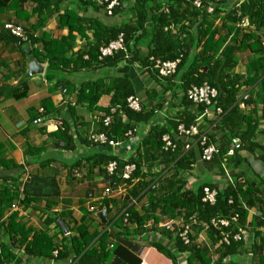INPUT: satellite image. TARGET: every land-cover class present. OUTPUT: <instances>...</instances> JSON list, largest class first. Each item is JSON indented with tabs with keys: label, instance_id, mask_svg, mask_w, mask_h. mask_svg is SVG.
<instances>
[{
	"label": "trees",
	"instance_id": "obj_1",
	"mask_svg": "<svg viewBox=\"0 0 264 264\" xmlns=\"http://www.w3.org/2000/svg\"><path fill=\"white\" fill-rule=\"evenodd\" d=\"M38 7V14H59V5L65 0H33ZM125 0H119L112 14H105L106 4L104 0H73L75 6H84L92 13L101 11L104 14L103 22L83 16L64 9L58 15L60 27H66L71 32L70 36L62 40L47 38L34 39L27 36L29 43L40 41L45 53L41 60L48 63L45 72V80L52 81L58 78L63 70L73 68V72L86 70L88 72H100V77L81 82L76 88L64 84L68 94L75 95L76 106H85L91 113L100 112L103 116L96 115L97 128L89 134H104L108 139L120 140L123 135L139 126L148 124L155 116V107L162 108V97L158 91L170 90L181 94V103L186 108L183 115H176L173 120L164 125H151L145 134L141 132L135 151L126 163L135 167L131 175V181H121L123 164L113 157L109 148L100 146L89 140V134L82 139L92 148H98L91 166H96L102 176V182L108 181L111 188L122 187L124 191L116 201L115 197L104 199L100 209L106 208V215H110V205L119 203L114 210L112 218L107 217V224L101 225L87 216L80 219L76 227L77 236H63V243L57 257L54 259L52 252L56 242L49 236L48 228L55 224L62 214L51 213L55 206V199L59 196V186L54 178L44 176H32L21 180L19 184H11L0 191V264H49L50 261L63 264H111L115 259L121 264H139L134 257L117 240L135 238L147 230V223H152L151 229L173 241L177 253H188L187 263L197 261L198 264H211L207 247L196 242L203 225L209 223L214 217L229 218L234 213L238 216L237 222H231L230 228L224 229L231 234L243 228L246 214L240 203V191L232 187L216 192L215 202L209 204L203 202V189L205 185L198 186L191 191L184 189L185 183L181 175L187 172L195 160V151L183 149L182 140L171 133L175 131L178 123L189 126L194 122L196 115H191L190 109L196 107L197 113L204 110L221 108L223 125L235 113V97L241 88L256 89L259 103L262 106V119L264 120V0H244L237 8L227 10L226 4L215 5L211 13L206 8L211 0H199L201 6L195 8L187 0H133L128 10L124 5ZM194 1V0H189ZM167 10V13L164 12ZM128 12V13H127ZM125 14L130 18L124 19ZM122 17L120 23L112 24L115 17ZM45 19V18H44ZM219 20L220 24L215 25ZM43 20V19H42ZM182 20H188L187 26H182L178 33H173L170 27ZM196 26L195 36L190 29ZM93 32V43H86L82 50L73 53L66 58L65 54L73 49L76 35L86 38V31ZM76 35H72V32ZM10 35V34H9ZM27 35V34H26ZM122 35L125 41V51H118L113 55L98 59L99 49L107 46ZM12 37V36H11ZM14 38V37H12ZM16 39V38H14ZM18 40V39H17ZM20 41V40H18ZM139 45H144L146 51H141ZM249 51L250 56L245 64L244 76L234 73L237 66V53ZM86 57V58H85ZM152 61H175L179 59L175 73L167 78H160L157 70L153 68ZM135 66L142 77L148 75L153 83V92H144V98L140 97V111H133L128 107L127 99L136 95V84L124 74H107L120 64ZM207 84L217 91V99L212 106L194 105L186 97V91L190 86ZM110 96L108 106L102 107L98 103L103 96ZM71 106V105H69ZM46 110V109H45ZM103 117H109V125L103 124ZM59 128L51 133L50 138H57L63 142L67 150H73L72 136L69 134V125L65 121L58 124ZM255 130V127H253ZM170 134L176 145V150L163 151L161 138ZM242 138V137H241ZM200 153L199 145H195ZM240 146V145H239ZM216 148L209 160L202 159L206 164L222 162L219 150ZM218 155L219 159L214 158ZM92 159V158H91ZM116 161L118 166L113 175L107 174L105 168L111 161ZM215 160V161H214ZM160 168V170H159ZM156 170V171H155ZM138 180L133 186V181ZM153 187V188H152ZM209 189V188H208ZM46 200V211L43 220V229L34 230L25 223L17 220V213L13 212L7 219L4 213L15 202L23 208H30L32 203ZM144 199V200H143ZM136 200V204H131ZM232 203L229 204L228 201ZM140 209H136L137 207ZM59 215V216H58ZM94 217V216H93ZM182 219V224L195 221L189 234L190 245H185L174 231L158 228L159 222L175 221ZM259 221L254 226H264V218L259 216ZM96 223L93 230L92 224ZM120 229L114 232L111 225ZM180 228V226H179ZM182 228V227H181ZM177 227L175 226V230ZM211 244L220 245L218 263L226 256L235 255L243 243L231 240L229 245L220 244V232L212 227L205 231ZM114 242L109 244V239ZM97 244L95 245V243ZM151 247L166 256L172 264L177 263V254H171L168 249L157 243ZM254 246V244H253ZM22 248L28 259H24L14 251Z\"/></svg>",
	"mask_w": 264,
	"mask_h": 264
},
{
	"label": "crops",
	"instance_id": "obj_2",
	"mask_svg": "<svg viewBox=\"0 0 264 264\" xmlns=\"http://www.w3.org/2000/svg\"><path fill=\"white\" fill-rule=\"evenodd\" d=\"M243 1L228 0L226 8L235 9ZM132 3L133 0H125V8L128 10ZM64 9H72L71 11L78 16L85 15L87 18L92 17L101 22L105 20L101 11L92 13L84 6H75L73 0L62 1L59 5V14L63 13ZM59 14L53 13L48 17L46 13L38 14V7L33 0H0V191L32 176L54 178L59 186V196L55 199V206L50 212L62 214L58 221L64 227L61 228L57 221V226L55 224L49 226L48 234L54 241L63 243L62 234L63 236L68 234V237L77 236L76 227L83 216H87L89 221L96 222L95 213L105 208L100 209V206L107 197H103L102 176L96 166H91V161L99 149L92 148L82 141L90 132L96 130L95 118L100 112L91 113L85 106L74 105L76 94L62 93V88L66 89L64 86L66 83L68 86L73 84L78 88L81 82L96 79L101 73L86 70L73 72L71 67L63 70L58 78L48 82L44 77L48 63L46 60H41V55L45 53L42 43L40 41H34V44L29 41L23 43L12 38L3 29L5 24L14 23L24 29L26 36H32L36 40L44 37L60 41L69 37L71 32L66 27H60ZM123 18H130V14H125ZM110 20V23L116 24L123 19L120 16ZM219 24L217 19L215 25ZM187 25L188 20H182L172 25L170 29L173 33H178L182 26ZM195 27L189 31L194 36ZM85 34L86 38H82L77 36L76 32H72V35H76V39L73 49L65 54L66 58L82 50L86 43H93V32L87 30ZM138 48L146 51L144 45H139ZM236 56L238 63L234 73L244 76L245 64L250 53L243 51ZM31 60L42 66V75L35 69H33L34 73L30 72ZM107 74H124L130 77L136 84V95L139 97H144V92L145 97L146 92L154 93L153 83L148 75L145 74L143 78L135 66L122 63ZM158 95L162 97L163 106L155 107V116L141 129L143 134L150 130L151 125L159 124L166 127L169 120H173L176 115H183L186 110L181 103L180 93L175 92L171 95L170 90L166 92L161 90L158 91ZM244 96H248V99L243 100ZM109 100L110 96L105 95L98 105L106 107ZM235 105L236 112L232 113L224 125L222 117H219L213 108L207 110L205 115L197 113L195 106L190 109L191 115H196L192 124L197 123L199 132L206 134L209 142L217 147L220 155L218 153L214 158L219 159V155L222 157V162L217 166L215 165L217 161L211 165L206 164L201 160L197 147L192 145L191 148L196 153L195 160L189 170L180 177L185 183L186 191L201 185L216 192L227 187L240 191V203L246 214L242 226L253 234L254 246L251 248L242 246L235 255L226 256L220 264H264V226H254L255 223L263 222L259 221V216L264 218V120L261 117L262 106L256 89L241 88L235 97ZM62 121L69 125L73 150L65 149L62 141L49 136L59 128L58 124ZM174 132L171 131L172 134ZM237 141L240 144L239 148L235 147ZM137 181V179L133 181V186ZM121 192L122 190L114 195L116 201L121 197L118 196ZM119 203L110 205L112 216L107 217L114 216V210ZM31 205L33 206L30 208H24L22 213L16 212L17 220L34 230H41L46 214V200L42 199ZM89 207H94L96 211L89 212ZM136 207L140 209L139 206ZM12 213L7 210L3 218L7 219ZM97 221L100 224L98 219ZM95 224L91 225V230L94 229ZM162 224L163 221L159 222L158 228ZM146 227L147 230L135 238L122 237L117 240L119 243L124 242L123 245L139 260V264H172L166 256L150 246L152 243L165 247L171 254H177L178 264L187 263V252L177 253L173 241L154 232L150 221ZM64 229L67 233H64ZM110 229L114 232L121 231L113 224ZM201 235L202 245L209 250L211 264H219L217 252L220 249L219 243L211 244L205 232H201ZM113 242L114 239H109V244ZM14 251L22 258L28 259L22 248L16 247ZM30 263L33 264L35 261L32 260ZM55 264L63 263L55 262ZM111 264L121 263L112 259ZM192 264L198 262L192 261Z\"/></svg>",
	"mask_w": 264,
	"mask_h": 264
},
{
	"label": "built area",
	"instance_id": "obj_3",
	"mask_svg": "<svg viewBox=\"0 0 264 264\" xmlns=\"http://www.w3.org/2000/svg\"><path fill=\"white\" fill-rule=\"evenodd\" d=\"M189 3L192 4L195 8H199L201 6V3L199 0L189 1ZM212 2L207 5V12L211 13L214 9L215 5H220L222 3H225L228 0H211ZM104 3L106 4V7L104 8L105 14L111 15L112 11L115 7L119 5V0H104ZM164 12L167 13V10L164 9ZM3 29L10 34V36L20 40L21 42L25 43L28 41V38L25 34L24 29L14 23H7L3 26ZM118 51H125V41L122 35H119L118 38L114 41H111L107 46L101 47L99 49V55L98 59L102 60L103 58L109 57L113 55L114 53H117ZM86 58V57H85ZM153 62V68L157 70V73L160 78H167L172 76L176 69L177 65L179 63V59H176L175 61H152ZM65 89H62V93H65ZM217 91L214 88L209 87L207 84H203L201 86H190L188 90L186 91V97L187 99L192 102L194 105H205L206 108L212 106V104L217 99ZM248 96H244L243 100H247ZM128 107L133 111H140V97L135 95L132 97H129L127 99ZM42 112V110H40ZM208 111L205 109L203 112V115H205ZM215 113L217 115L222 114L221 108L216 107ZM99 116H103L102 114H98ZM97 119V118H95ZM110 118L109 117H103V124L105 126L109 125ZM145 126V125H144ZM139 127L127 131L123 138L120 140H112L108 139L104 134H89V140L93 143H97L100 146H105L109 148L110 153L113 157H117L123 164L121 174H119V178L121 181H131V175L135 170V167L133 164L126 163L127 160L132 157L135 148L138 143V132ZM177 139L183 141V149L189 150L192 145H199L201 150V158L205 160H209L211 156L216 153V148L214 145H212L209 142V139L206 134H202L199 132V128L197 123L191 124L189 126H185L183 123H178L174 132ZM162 143V150L163 151H171L173 152L176 150V145L173 142V138L169 134H165L161 138ZM239 142L237 141L236 148H239ZM118 166V163L116 161H111L107 164L105 170L107 174L113 175L116 167ZM122 187L114 188V190L109 185L108 181H103V197H114L116 193H119L121 190L122 192L118 195L121 196L124 190V184H122ZM153 188V187H152ZM124 189V190H123ZM204 196L202 198L203 202H207L209 204H213L215 202V196L216 191L210 190L208 188L203 189ZM89 199H92L91 196H88ZM229 204L232 203L231 200L228 201ZM131 204H136V200H132ZM89 212L94 213L96 210L94 207L88 208ZM9 212H24V208L20 206V203L15 202L11 205ZM237 213H234L229 218H217L214 217L209 220V223L203 225V230L201 232H205L210 227H212L214 230H217L220 232V244H224L225 246L229 245V243L232 241L243 243V246L247 248H251L254 244L253 241V234L248 229H239L237 232L231 234V232L225 231L224 229L230 228L231 222H237L238 216ZM195 225V221L192 220L190 223L182 224V220H169L167 222H164L161 227L169 230L174 231L175 234H177L178 238L184 243L185 245H190V238L189 234L191 233V226ZM175 226L177 229L175 230ZM180 226V228H179ZM182 227V228H181ZM201 232L199 233L196 242L201 243ZM65 236H68L65 235ZM57 244V247L55 245V250L52 252V255L54 259L58 255V251L60 249V243L55 241ZM49 264H55V261H50Z\"/></svg>",
	"mask_w": 264,
	"mask_h": 264
},
{
	"label": "water",
	"instance_id": "obj_4",
	"mask_svg": "<svg viewBox=\"0 0 264 264\" xmlns=\"http://www.w3.org/2000/svg\"><path fill=\"white\" fill-rule=\"evenodd\" d=\"M29 66L32 67V70H31V67H30V72L32 71L34 73L33 69H35V71H38L37 73H39L41 75L43 74L42 66H39L35 60H31L30 63H29ZM95 217L99 220L101 225H106L107 222H108L105 208H103L101 211L95 213ZM59 222L60 221H58V225L61 228H63L64 226L62 225V223H59ZM64 233H67L66 229H64Z\"/></svg>",
	"mask_w": 264,
	"mask_h": 264
},
{
	"label": "rangeland",
	"instance_id": "obj_5",
	"mask_svg": "<svg viewBox=\"0 0 264 264\" xmlns=\"http://www.w3.org/2000/svg\"><path fill=\"white\" fill-rule=\"evenodd\" d=\"M139 74H140V73H139ZM143 78H144V77H143ZM150 86H151V85H150ZM141 98H144V97H141ZM140 127H141V128H140ZM144 127H145L144 125L139 126L138 132H139V133L142 132L141 129L144 128ZM144 130H145V129H144ZM138 136L140 137V135H138Z\"/></svg>",
	"mask_w": 264,
	"mask_h": 264
}]
</instances>
